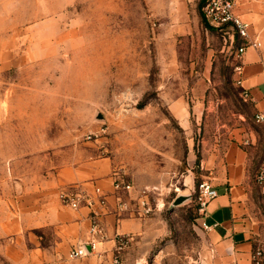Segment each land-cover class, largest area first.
I'll return each instance as SVG.
<instances>
[{
	"label": "rangeland",
	"instance_id": "1",
	"mask_svg": "<svg viewBox=\"0 0 264 264\" xmlns=\"http://www.w3.org/2000/svg\"><path fill=\"white\" fill-rule=\"evenodd\" d=\"M180 11L176 0H0V198L105 159L134 185L121 193L132 209L141 188L162 186L155 210L136 213L145 231L129 264H214L196 202L203 147L253 146V130L257 169L264 126L236 82L231 27Z\"/></svg>",
	"mask_w": 264,
	"mask_h": 264
},
{
	"label": "crops",
	"instance_id": "2",
	"mask_svg": "<svg viewBox=\"0 0 264 264\" xmlns=\"http://www.w3.org/2000/svg\"><path fill=\"white\" fill-rule=\"evenodd\" d=\"M200 1L176 0L182 22H187L189 12L195 21L197 14L201 17ZM236 12L251 23L262 42L260 47H246L237 62L242 70L236 72V80L242 79L241 92H249L248 98L241 96L251 101L256 116L264 113V0H239ZM258 123L264 126V121ZM258 135L253 130L244 135L253 146L232 137L203 147L201 176L209 178L217 190L203 216L211 226L208 245L214 264H252L253 250L264 241V196L253 180L258 163L252 150ZM114 180L110 162L90 159L58 170L51 183L41 184L38 191H26L11 201L0 198V264H112L115 230L131 234L133 245L145 231L137 208L118 209L125 191H117ZM76 185L90 192L101 187L107 196L101 219L109 239L102 243L100 257H69L70 250L86 240L91 223L90 208L72 209L58 198L61 189ZM130 250L125 253L127 260Z\"/></svg>",
	"mask_w": 264,
	"mask_h": 264
},
{
	"label": "built area",
	"instance_id": "3",
	"mask_svg": "<svg viewBox=\"0 0 264 264\" xmlns=\"http://www.w3.org/2000/svg\"><path fill=\"white\" fill-rule=\"evenodd\" d=\"M239 0H207L203 7L204 16L208 24L214 28L224 30L227 27H231L234 34L238 35L241 40L240 45L237 47V57H240L246 47H260L262 42L258 34H254L251 30V23L244 20L237 12ZM235 38V36H234ZM242 66L237 64L235 71L240 73ZM238 85L242 84V79L236 80ZM244 98L249 97L247 90L241 92ZM257 122L264 121V113H257L255 116ZM254 180L256 186L260 189L264 196V156L260 166L255 170ZM114 188L117 191H135V187L132 183L126 182L121 179L115 178L113 183ZM161 185H147L138 191L137 196V210L141 215H149L155 210V205L150 199V195L161 196ZM171 191V189L169 190ZM217 196V190L214 188L209 178H202L197 186L196 202L199 213L202 216V224L205 229L209 230L211 226L207 223L203 216L207 212L209 203ZM58 198L60 202L72 209H78L81 207H88L91 210V223L88 229L86 240L79 244L77 247L72 248L69 252V257L80 258L89 254H96L98 257L101 255V245L103 242L109 239L108 228L102 222L101 214L102 209L108 204L107 196L101 187H95L92 192L85 189L82 186H70L63 188L59 191ZM157 206H159V200L157 198ZM128 208L127 202L123 198L118 199V209L126 210ZM115 245L113 248L112 264H129L125 258V253L131 246L132 237L129 233L115 230L113 234ZM86 246L90 247V251H87ZM135 264H139L136 262ZM252 264H264V241L260 242L252 253Z\"/></svg>",
	"mask_w": 264,
	"mask_h": 264
},
{
	"label": "trees",
	"instance_id": "4",
	"mask_svg": "<svg viewBox=\"0 0 264 264\" xmlns=\"http://www.w3.org/2000/svg\"><path fill=\"white\" fill-rule=\"evenodd\" d=\"M206 2H207V0H201L200 1V4H199V13H200V16L203 18V21L205 22V24L207 25V26H209L210 28H213V29H216V28H214V27H212V26H210L209 24H208V22H207V20H206V18H205V16H204V13H203V7H204V5L206 4ZM235 38H236V40L238 41V46H239V38H238V35L235 33Z\"/></svg>",
	"mask_w": 264,
	"mask_h": 264
},
{
	"label": "water",
	"instance_id": "5",
	"mask_svg": "<svg viewBox=\"0 0 264 264\" xmlns=\"http://www.w3.org/2000/svg\"><path fill=\"white\" fill-rule=\"evenodd\" d=\"M103 117H104V116H103L102 114H99V115L97 116L98 119H103ZM187 197H188V196H186V195H181L180 193L177 194V199H176V201H175V204H180V203H182L184 200L187 199ZM86 248H87V251H90V247H89V246H86Z\"/></svg>",
	"mask_w": 264,
	"mask_h": 264
}]
</instances>
